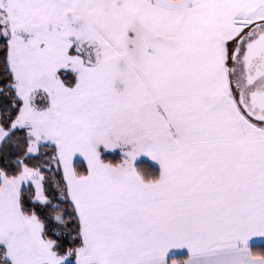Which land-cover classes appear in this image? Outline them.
<instances>
[{"label":"rangeland","instance_id":"obj_1","mask_svg":"<svg viewBox=\"0 0 264 264\" xmlns=\"http://www.w3.org/2000/svg\"><path fill=\"white\" fill-rule=\"evenodd\" d=\"M240 12L253 22L264 19V0H0V32L10 43L8 67L22 101L10 129L25 128L27 152L35 154L41 144L55 147L50 123L57 112L72 121L97 116L99 123L95 127L91 121V134L83 145L67 151L68 159L90 165L97 157L100 165H111L102 156L120 153L123 165L129 164L147 150L139 126L143 115L131 109L114 122V102H151L150 110L165 102L168 107L172 97L191 95L187 89L196 85H216L220 93L214 95L215 103L222 96L233 102L221 39L244 28L234 23L233 14ZM65 63L74 77L72 93L55 78V68ZM48 97L53 112L41 109ZM179 113L161 109V119L151 114V125L159 128L164 123L168 135L186 134L190 129L175 125ZM8 133L0 126V140ZM27 185L33 186L35 201L46 202L37 170L23 167L15 177L0 171V248L10 252H3V258L13 260L10 254L27 247L40 259L26 263L15 255L14 264L69 261V254L57 255L53 242L43 237L40 221L21 211L20 191ZM51 220L54 233L64 231L60 216Z\"/></svg>","mask_w":264,"mask_h":264},{"label":"crops","instance_id":"obj_2","mask_svg":"<svg viewBox=\"0 0 264 264\" xmlns=\"http://www.w3.org/2000/svg\"><path fill=\"white\" fill-rule=\"evenodd\" d=\"M244 17L233 14L234 19ZM68 67L55 68V78L72 93L76 87L58 75ZM214 68L212 63L210 74ZM187 90L191 95L172 97L168 107L161 102L152 110L147 108L151 102H114V122L131 109L143 115L139 126L147 150L127 165L120 153L111 165H100L97 157L90 165L80 158L70 161L67 151L83 145L91 121L96 127L100 118L72 121L59 112L53 118L58 163L80 223L75 264H264L250 251V245L264 242V124L248 125L225 96L215 103L216 85ZM41 109L56 110L49 97ZM161 109L179 110L175 125L190 132L168 135L164 123V133L162 125L152 126L151 114L161 119ZM77 160L83 162L84 174L75 172ZM140 160L158 168L156 180H146L136 170ZM10 255L11 264L15 255L26 263L41 257L27 247Z\"/></svg>","mask_w":264,"mask_h":264},{"label":"trees","instance_id":"obj_3","mask_svg":"<svg viewBox=\"0 0 264 264\" xmlns=\"http://www.w3.org/2000/svg\"><path fill=\"white\" fill-rule=\"evenodd\" d=\"M1 30V29H0ZM8 37L0 32V126L9 130L8 135L0 143V171L7 177L17 176L27 167L37 170L42 175V191L46 202L34 200L35 192L32 185L24 186L20 191L19 203L22 212L35 216L42 224V235L53 242L56 254H69V261L63 264H75V250L81 244L80 223L67 194L62 177L56 149L52 145L41 144L35 154H28L29 137L25 128L10 129L11 123L19 114L21 99L13 88V74L8 67ZM60 79L68 86L74 84L73 73L66 70L58 72ZM120 159L118 153H106L102 160L111 164ZM136 170L146 180H156L159 170L148 160H140L135 164ZM75 172H86L82 161L74 162ZM53 215L61 217L65 224L64 231L54 233L51 219ZM251 254L264 259V242L250 245ZM4 248H0V264H11L3 258Z\"/></svg>","mask_w":264,"mask_h":264},{"label":"flooded vegetation","instance_id":"obj_4","mask_svg":"<svg viewBox=\"0 0 264 264\" xmlns=\"http://www.w3.org/2000/svg\"><path fill=\"white\" fill-rule=\"evenodd\" d=\"M243 26L244 28L232 37L221 39L222 45L226 49L225 56L228 58L225 67L231 91L230 98L247 120L252 123L264 124V53L259 52L254 57L253 65L248 68L250 76L254 75L253 79L247 77L244 60L246 45L264 34V19L252 21V23ZM252 93H255L258 98L261 96L260 105L262 107L251 100Z\"/></svg>","mask_w":264,"mask_h":264},{"label":"water","instance_id":"obj_5","mask_svg":"<svg viewBox=\"0 0 264 264\" xmlns=\"http://www.w3.org/2000/svg\"><path fill=\"white\" fill-rule=\"evenodd\" d=\"M234 23H238V24H242V25H247V24H250L252 23L251 20H248V19H235L234 20ZM264 34H262L260 37H258L257 39L249 42L247 45H246V49H245V54H244V60H245V68H246V72H247V77L253 79L254 75L252 74L250 76V72L248 70L249 67H251L254 63V57L256 55H258V53L260 52H263L264 53ZM263 64H264V61H263ZM260 73V71H259ZM251 80V79H250ZM255 96V97H254ZM260 98H258L256 96L255 93H252V101L261 106L260 103H261V96H259ZM255 98V99H254ZM264 101V100H263Z\"/></svg>","mask_w":264,"mask_h":264}]
</instances>
